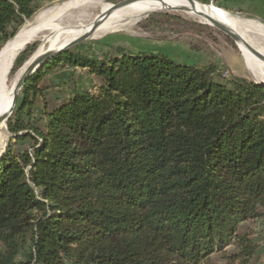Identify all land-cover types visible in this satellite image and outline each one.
I'll return each instance as SVG.
<instances>
[{
	"label": "trees",
	"instance_id": "1",
	"mask_svg": "<svg viewBox=\"0 0 264 264\" xmlns=\"http://www.w3.org/2000/svg\"><path fill=\"white\" fill-rule=\"evenodd\" d=\"M38 4L0 0V47ZM138 25L208 28L169 12ZM37 47L18 53L9 77ZM57 67L102 84L49 104L42 83ZM7 127L15 142L0 156V264H210L230 246L233 264L257 255L239 230L264 217V83L164 52L110 46L96 58L71 47L28 78Z\"/></svg>",
	"mask_w": 264,
	"mask_h": 264
},
{
	"label": "rangeland",
	"instance_id": "2",
	"mask_svg": "<svg viewBox=\"0 0 264 264\" xmlns=\"http://www.w3.org/2000/svg\"><path fill=\"white\" fill-rule=\"evenodd\" d=\"M71 1L73 0H39L37 12L24 23L19 31L31 26L34 19L39 15L43 16V21L52 20L50 22L52 27L43 30L42 33L27 43L38 42L37 50L23 67L15 74L10 75L9 86L23 68L33 60L39 51L38 49H42V53L38 58L49 50L57 51L68 43H65L68 38L66 36H69L67 30L88 27L103 13V6L113 5L121 0H92L61 11V8ZM196 2L207 7L218 8L226 15L241 21H253L264 25V0H196ZM156 12H169L180 15L185 20L205 24L208 28L201 31L181 33L166 29L155 33L147 32L140 28L138 23L145 19L148 14L132 21L130 19L118 20L108 30L106 29L102 33H96V30L88 39L73 47L78 48L79 51L90 57L96 58L103 57L110 46H123L133 52H164L177 62L199 65L213 62L220 66L221 71L226 76L234 75L247 78L256 83H264V74L256 75L250 70L240 46L215 26L208 24L201 17L190 14L188 11L162 10ZM54 25H56L55 28H53ZM248 37L254 40L255 34ZM14 38L3 43L0 51ZM256 43L259 44L261 41H256ZM255 49L260 52L262 50L258 45ZM42 84L50 86L45 91V95L49 104H54L69 98L72 92L77 89L96 91L102 81L81 68L57 67L48 73ZM20 100L21 91L17 103ZM42 108V101L38 100L33 122L41 128L44 127ZM14 137L7 127L6 137L0 142V156L6 151L10 142H15ZM30 145V141L19 142L17 148L22 149ZM239 232L248 234L257 244V255L249 264H264V217L243 223ZM235 254H237L236 247L230 246L227 248L226 253L214 255L210 264H233L230 262V258L236 256Z\"/></svg>",
	"mask_w": 264,
	"mask_h": 264
},
{
	"label": "bare ground",
	"instance_id": "3",
	"mask_svg": "<svg viewBox=\"0 0 264 264\" xmlns=\"http://www.w3.org/2000/svg\"><path fill=\"white\" fill-rule=\"evenodd\" d=\"M91 1L92 0H73L69 3H66V5L61 8V11H65L71 6H76ZM110 7L111 5L109 4L103 6V13L107 12ZM173 8H187L190 14H193L198 17L201 16H199L197 12H206L214 19L227 26L232 32L240 35L244 40L238 41V45L240 46L245 55V59L250 70L256 75L264 74V59L260 58L258 55L252 52L246 45L247 43L254 49L256 48V45L260 46L262 48L261 52L258 50L257 51L264 56V25L260 23H255L253 21H241L239 19L226 15L222 10L218 8H215L213 6L207 7L198 2L195 3V7H192V5L187 0H134L128 6L112 11L110 16L102 21L96 33H102V31H105L106 29L108 30L114 23L121 19H130L132 21L156 11L173 10ZM201 18L204 19L203 17ZM51 21L52 20L43 21L42 15L37 16L31 26L25 27L24 29L19 31L17 36L12 41H10L4 48L1 49L0 116L8 112V110L12 106L14 87L16 86L19 79L25 73L28 67L25 66V68H23V70L16 76L12 84L9 86V74L14 58L16 57L18 51L21 50L24 45H26L31 39L36 37L38 34L42 33L43 30L50 28ZM91 25L92 24L82 29L67 30L66 32L69 36H66L68 38L66 39L65 43L84 34L87 30L90 29ZM55 27L56 25H54L53 28ZM251 34H255L254 40L251 38L249 39L248 36H251ZM256 41H261V43L258 44L256 43ZM38 50L39 51L36 53V56H34L33 60L38 58V56L42 53V49ZM6 133L7 121L6 119H4L2 122H0V142L3 140V138L6 137Z\"/></svg>",
	"mask_w": 264,
	"mask_h": 264
},
{
	"label": "water",
	"instance_id": "4",
	"mask_svg": "<svg viewBox=\"0 0 264 264\" xmlns=\"http://www.w3.org/2000/svg\"><path fill=\"white\" fill-rule=\"evenodd\" d=\"M133 1L134 0H121L120 2H117V3L113 4V5H111L110 9L107 12L101 13V15H99L94 20V22L92 23L90 29L87 30L84 34L74 38L73 40H71L70 42H68L67 44H65L61 48H59L57 51L49 50L46 53H44L42 56H40L39 58H36L35 60H32V62L28 65L25 73L21 76V78L19 79L18 83L14 87L12 106L10 107L8 112H6L2 116H0V122H2L4 119H6V121L9 120V118L13 114L14 109L16 107L20 91L22 90V88H23L24 84L26 83V81L28 80V78L39 68V66H41L44 62L50 60L53 56H55L57 54H60V53H62L64 51H66L68 48H71V47L83 42L84 40L88 39L98 29V27L100 26L102 21L110 16L112 11H115L117 9L126 7L129 4H131ZM187 1L192 5V7H195L196 0H187ZM173 10L188 11L187 8H173ZM197 14L199 16L203 17L208 24H210L212 26H215L220 31H222L223 33H225L226 35L231 37L237 44H238V41H243L244 40L240 35L232 32L227 26H225L221 22H219L216 19H214L208 13L199 11V12H197ZM246 45L248 46V48L252 52H254L256 55H258L260 58L264 59V56L262 54H260L257 50H255L252 46L248 45L247 43H246ZM14 60H15V58H14ZM14 60H13V62H14ZM13 62H12V65H13Z\"/></svg>",
	"mask_w": 264,
	"mask_h": 264
}]
</instances>
